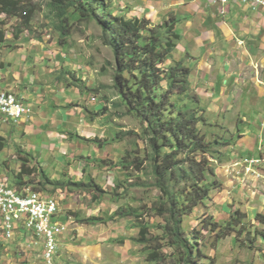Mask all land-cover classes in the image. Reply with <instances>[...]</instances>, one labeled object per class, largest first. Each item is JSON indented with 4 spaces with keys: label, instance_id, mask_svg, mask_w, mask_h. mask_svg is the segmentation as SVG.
I'll use <instances>...</instances> for the list:
<instances>
[{
    "label": "rangeland",
    "instance_id": "374dc122",
    "mask_svg": "<svg viewBox=\"0 0 264 264\" xmlns=\"http://www.w3.org/2000/svg\"><path fill=\"white\" fill-rule=\"evenodd\" d=\"M49 1L31 0V3L38 8L35 20L30 28L25 29L17 40H14L13 33L21 28V24L18 19H7L6 30L9 42L0 49V62H3L0 63V74L4 79L3 82L0 81V88L4 89L0 92L7 89L13 92L17 90L21 92L25 91L27 86L35 88L41 83L46 84V82L55 85L53 82L57 81L54 91L58 99L50 98L49 101L59 104V113L66 112L69 109L72 113L64 114V117H57L62 118V121L56 125L59 130L52 131V134L56 135L52 138V141L58 140L60 143L58 145L54 144L50 148L43 145L45 142L43 135L45 133H36V127L33 123L30 124V129L33 131L31 134L27 128L21 132L1 126L0 134L6 138V149L0 154V161H2L0 174L5 175L6 179H8L6 175L13 179V173L19 172L21 169L19 149L22 146L31 145L28 149L21 148L22 153L25 156L28 152L32 153L35 160L42 163L52 179L65 181L70 177L75 181L85 180L89 182L94 178L107 192L100 201L93 200L90 194L82 191L67 193L66 191L57 190L56 192H50L51 194L43 192L46 197L54 196L57 199L60 205L58 216L62 217L63 222L68 226L69 230L65 233L62 244L67 243L72 233L75 240L77 238L84 240V243H81L89 250L87 251L89 254L98 253L96 262L101 260L98 264H150L145 261V254L142 253L143 245L137 240L139 226L137 227L136 224L159 223L162 221L153 209L159 200L161 191L154 185L155 176L150 161L142 165L143 171L138 170L134 165H130L135 160V157L131 156L132 154L137 152L143 155L145 151L149 150V144L136 135L142 131L143 126L136 117L126 115L124 113L125 108L117 107L120 98L113 87L116 68L115 55L113 49L103 41V30L98 22L92 21L77 25L73 35L67 39L65 45H61L59 34L52 24L53 16L49 15L47 7ZM149 1L129 0L127 4L129 8L136 11L137 8L147 6ZM124 6L121 2H117L115 5L116 13L121 14L126 11ZM188 9L192 11L194 7L188 6ZM140 11L132 13L135 17H141ZM176 12L178 15L176 30L178 26V32L184 27L181 18L186 12L184 9ZM164 17H166V9L162 11V15L159 16L157 22H153V26L163 24L171 19H165ZM191 24L193 25V21ZM236 41L237 39L233 42ZM179 44L181 49L176 50L175 54L173 52L174 55L170 57L165 66L168 67L169 64L175 61L182 62L181 57L183 56L181 55L186 56V61L192 66V60H188L184 49L195 47V43L181 41ZM196 47L198 46L196 45ZM34 48L39 54L38 57L31 58L35 53ZM42 56H45L48 63H43ZM219 57L224 60L222 53ZM9 62L12 63V66L3 68L4 65H1ZM183 62L186 65L185 60ZM60 64L63 66L60 67ZM28 68L35 70L36 73L30 76ZM47 69H55V72L52 73L51 70H48L51 75L45 76L42 73ZM20 74L27 76L32 84L30 85L28 81L26 86L20 85ZM40 74H42V80L34 83L36 75ZM73 74H75V77H72ZM76 78L90 90L78 87L75 83L77 82ZM194 78L195 74L192 75V79ZM194 92L196 93V90ZM42 100L43 98L39 99V101ZM103 102L109 105L108 115L95 117L92 111L96 110L98 104L102 106ZM29 105L30 112L26 117L33 119L39 106L36 102H29ZM53 105L49 110L51 116L54 112ZM74 106L80 107L82 110H80L81 112L77 110V119L74 116ZM240 107L241 101H236L232 104L228 113L216 115L207 112L208 123L215 124L219 121H227L230 123L228 129L233 126L234 130H238L236 124L240 115H237L236 111ZM205 123V125L202 123L201 128L207 140L211 144L214 143V145H211V149L213 153L216 152V157L209 155L208 158L214 164L216 171L214 175L208 178V184L212 185L209 198L197 207L193 214L184 217L183 226L193 239L194 252H196V247H199L202 252L192 263L264 264V224L258 220V214L264 215V196L262 195L264 194V182L262 180H249L245 175V171L243 174L240 170L230 169V166L227 165L228 159H221L224 148L228 146L225 145L227 139L215 143L216 140L225 137L228 131L218 128L211 129L207 121ZM18 124L23 125V122L20 121ZM118 132L129 134L126 135L124 140H112L111 138ZM78 136H82V138H78ZM234 143L236 145L238 140ZM128 153H131V155H127ZM231 154V151H227L228 156ZM126 155L129 156L126 163L128 170L120 167V161ZM103 160L104 163H102ZM238 162L240 163V161ZM33 163L34 161L31 164ZM233 174L237 176L233 177ZM240 174L246 178L242 182L239 181ZM32 178L36 184L41 180L40 176L34 175ZM131 182L139 183V185L133 186L131 193L128 194L124 191ZM260 182L262 184H259ZM119 183L123 186L118 187ZM52 188V186H48L49 190H53ZM141 206H143L139 211L143 214L141 219L115 217L113 221L105 224V220L113 216L119 208H124L126 211V208L139 209ZM237 209L246 213L244 225L235 227L230 235L221 237L212 230V226L210 228L203 226L205 221L212 222V218L219 222L221 226H225L232 219ZM69 212H77L79 215L77 217H80V219L92 216H99L102 219L99 223L82 224L78 218L73 216L70 220L73 223L69 224L67 223ZM67 216L68 218L65 220ZM1 217L0 214V219ZM157 233V230L150 231L148 238H152V235H157ZM236 237L239 240H236ZM104 239L108 240L105 241ZM163 242L168 244V239ZM97 243L100 245V249L98 246L92 248ZM152 243L153 245L156 244ZM62 244L60 248L61 258L58 257L60 258L58 264L64 263L63 258H68ZM164 250L166 253L172 252L168 246ZM102 253L104 257H101ZM161 264L189 263H181L177 259H170L169 257Z\"/></svg>",
    "mask_w": 264,
    "mask_h": 264
},
{
    "label": "trees",
    "instance_id": "16d2710c",
    "mask_svg": "<svg viewBox=\"0 0 264 264\" xmlns=\"http://www.w3.org/2000/svg\"><path fill=\"white\" fill-rule=\"evenodd\" d=\"M120 1L122 0H50L47 7L49 15L53 16L52 24L59 34L61 45H65L77 25L98 22L103 30V41L113 49L115 55L113 87L120 98L117 107L125 108L124 113L136 117L143 126L142 131L136 135L149 144V150L143 155L137 152L127 155L135 157L130 165L140 171H143L142 165L150 161L155 176L154 185L161 191L153 209L157 217L162 219L159 223L136 224L139 226L137 240L143 245L145 261L161 264L170 257L181 263L197 264L192 262L202 252L199 247L194 252L193 239L183 225L184 217L193 214L209 198L212 185L208 184V178L216 171L208 158L209 155L216 157V152L213 153L211 149L214 143L207 140L201 128L202 123L205 125L207 121L206 110L192 88L191 68L184 65L183 61L165 66L181 39L176 30L177 20L171 18L163 24L153 26V21L146 16L131 18L127 13L117 14L115 5ZM37 9L31 0H0V49L9 42L7 19H18L21 24V28L13 33L14 40H17L32 25ZM76 81L78 87L90 90L78 78ZM109 109V105L103 102L92 113L95 117H103L108 115ZM128 134L118 132L111 139L121 141ZM80 137L82 138L78 136ZM5 139L0 135V154L6 149ZM229 143L226 142L225 145ZM22 151L21 148L18 151L20 171L13 173V179L6 175L12 187L20 193H26L31 188L48 193L57 190L67 193L82 191L90 194L95 201H100L107 193L94 178L89 182L75 181L70 177L65 181L52 179L32 153L28 152L25 156ZM127 155L120 161V167L128 170ZM34 175L40 176L38 184L32 178ZM137 185L139 183L131 182L124 192L130 194L132 187ZM48 186H52L53 190H49ZM122 186L119 183L118 187ZM142 208L143 206L139 209L126 208V211L119 208L105 220V224L115 217L141 219L143 214L139 211ZM71 215L82 224H95L102 219L99 216L80 219L77 212H69L68 216ZM245 217L246 213L237 209L225 226H221L214 218L210 223L205 221L203 226H212V230L219 236L226 237L235 227L244 225ZM258 220L264 224V215L258 214ZM153 230L158 231L157 235L148 238ZM166 239L168 244L163 242ZM236 240H239L238 237ZM152 242L156 244L153 245ZM167 246L172 252H165Z\"/></svg>",
    "mask_w": 264,
    "mask_h": 264
},
{
    "label": "crops",
    "instance_id": "0c3cea01",
    "mask_svg": "<svg viewBox=\"0 0 264 264\" xmlns=\"http://www.w3.org/2000/svg\"><path fill=\"white\" fill-rule=\"evenodd\" d=\"M128 1H120L126 8V11L122 14L127 13L129 17H135L132 12L142 10L140 11L141 15L146 17L149 15L148 18L152 21L154 20L153 22H157L164 9H166L165 19L175 18L176 20L178 17L176 11L185 10L186 14H183L181 18L184 27L178 31L181 39L178 41L176 50L179 51L181 49L179 44L181 41L184 43L187 41L195 43V47L184 49L188 60H192V66L186 61V56L180 55L183 56L181 59L185 60L186 65L191 68L190 82L201 99L202 107L208 110H206V116L207 112L216 115L228 113L232 104L236 101H241V107L236 111V114L240 115L236 124L239 128L238 130H234L233 126L228 129V124L230 123L227 121H219L212 124L208 123L207 119V123L211 129L218 128L228 131L225 137L218 140L221 142L227 139L226 142H230L224 148L221 159H228L227 165L230 166V169L240 170L243 173L245 171L243 166L245 159L258 157L259 155L260 157L264 156V11L253 10L250 5L232 3L227 14L222 15L216 7L210 5L206 0H150L147 6H142L133 11L129 8ZM188 6L194 7V10H189ZM192 21L193 25L191 24ZM236 39L237 41L233 42ZM34 52L31 58L38 57L39 53L36 48H34ZM221 53L224 56V60L219 57ZM42 59L46 61H43L44 64L48 63L45 56H42ZM1 65L6 68V66H12V63ZM62 66L60 64V67ZM48 70L51 69H47L42 74L45 76L51 75ZM28 71L30 76L36 73L31 68H28ZM51 71L53 73L55 69ZM42 74L36 75L34 83L42 80ZM193 74H195L194 79H192ZM28 81L31 85L32 82L28 80V77L20 74V85L26 86ZM53 83L56 85L57 81ZM55 85L51 82H46V84L41 83L39 86H35V88L27 86L25 91L21 92L19 90L16 92L5 90L16 94L19 98H23L27 103L36 102L39 108L33 119L24 117L20 120L23 125L18 124L20 121H10L1 124L0 128L2 126L3 128L6 127L21 132L27 128L31 134L33 131L30 129V124L33 123L36 127V133H45L43 135L44 146H49L50 148L54 144L58 145L60 141H52V138L56 137V135L52 134V131L59 130L56 125L62 121V118L57 117H64V114H71L72 111L69 109L66 112L59 113V104L49 101L50 98L58 99L54 91ZM0 90L4 89L0 88ZM40 98H43V100L39 101ZM52 105L54 112L51 116L49 110ZM80 107L82 106L80 105ZM80 107H73L76 119L77 110L80 111ZM100 107L101 105L98 104L95 109ZM50 117L52 118L50 119ZM236 140H238V143L234 145ZM29 146L31 145L22 146L21 148L28 149ZM227 151H231L232 154L228 156ZM234 155L235 157H233ZM238 161H240V164L235 166L239 163ZM224 164L226 165V162ZM229 173L231 172L229 171ZM228 175L230 176V174ZM236 176V174H233V177ZM243 179H246L245 176H241L239 181L242 182ZM247 179L255 180L251 176H247ZM262 181L264 182V180ZM259 184L262 183L260 182ZM262 195L264 196V194ZM58 218L61 221L64 220L60 216ZM67 218L68 216L65 220ZM72 218V215L69 216L67 223H73V221H70ZM64 236L65 234L61 237L60 244H62V239H65ZM99 241L105 244L102 240L99 239ZM81 242L84 243V240L79 238L75 240V236H72L71 233V238H68L67 243L62 244L68 256L66 259L63 258V264H98L101 261L96 262L98 253L89 254L87 252L89 250ZM96 246L100 249L98 243L93 245L92 248ZM43 252L44 239L28 231L22 225L15 230L12 238H7L1 217L0 264H44ZM59 257L61 258V252ZM101 257H104L103 253Z\"/></svg>",
    "mask_w": 264,
    "mask_h": 264
},
{
    "label": "built area",
    "instance_id": "2783aa9c",
    "mask_svg": "<svg viewBox=\"0 0 264 264\" xmlns=\"http://www.w3.org/2000/svg\"><path fill=\"white\" fill-rule=\"evenodd\" d=\"M226 15L229 6L250 5L253 10L264 11V0H206ZM3 79L0 74V81ZM30 112V105L12 92H0V124L18 122ZM237 163L236 165H239ZM245 174L255 180H264V156L243 161ZM1 173V172H0ZM60 205L54 196L28 189L20 193L8 179L0 174V212L7 238H12L21 225L44 239V264H58L61 237L68 231L66 223L58 218ZM68 215V214H67Z\"/></svg>",
    "mask_w": 264,
    "mask_h": 264
},
{
    "label": "clouds",
    "instance_id": "9594fccd",
    "mask_svg": "<svg viewBox=\"0 0 264 264\" xmlns=\"http://www.w3.org/2000/svg\"><path fill=\"white\" fill-rule=\"evenodd\" d=\"M29 104V103H28ZM1 125V124H0Z\"/></svg>",
    "mask_w": 264,
    "mask_h": 264
}]
</instances>
